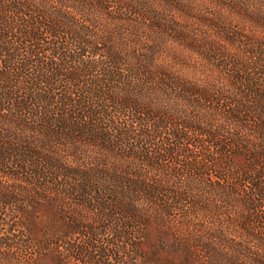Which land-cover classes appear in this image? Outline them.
<instances>
[{
  "label": "trees",
  "instance_id": "obj_1",
  "mask_svg": "<svg viewBox=\"0 0 264 264\" xmlns=\"http://www.w3.org/2000/svg\"><path fill=\"white\" fill-rule=\"evenodd\" d=\"M0 264H264V0H0Z\"/></svg>",
  "mask_w": 264,
  "mask_h": 264
}]
</instances>
